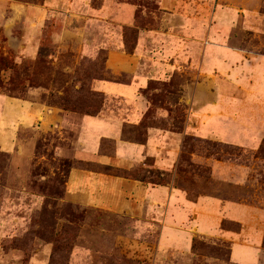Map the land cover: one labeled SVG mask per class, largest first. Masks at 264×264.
Here are the masks:
<instances>
[{"label": "rangeland", "instance_id": "1", "mask_svg": "<svg viewBox=\"0 0 264 264\" xmlns=\"http://www.w3.org/2000/svg\"><path fill=\"white\" fill-rule=\"evenodd\" d=\"M263 58L264 0H0V264H264Z\"/></svg>", "mask_w": 264, "mask_h": 264}, {"label": "crops", "instance_id": "2", "mask_svg": "<svg viewBox=\"0 0 264 264\" xmlns=\"http://www.w3.org/2000/svg\"><path fill=\"white\" fill-rule=\"evenodd\" d=\"M225 48V47H224ZM217 53V50H216ZM224 53H232V50L225 48ZM260 59H257L256 61H259ZM263 64L257 65L259 69H251L249 70L250 80H248V83L252 87L253 85V79L255 76L256 79V85L258 86V96H257V108H262V113L260 114L259 118L261 119L260 122L264 124V58L262 59ZM116 71L122 72V71H128L125 67L117 68ZM144 79H141L140 76L134 77L132 81H129L127 83L121 82V81H115V80H104V79H98L94 81V86L97 90H100L104 92L106 95H108L110 98L119 99L121 101V106L124 111H122L120 114V118L118 117H111V118H104L101 115L96 116H85L84 122L88 125H93L94 127L98 128H107L112 129V131H119V126L121 124L122 119H128L131 122L137 123L141 116L142 111L145 108V102L142 100V98L139 96L138 90L141 87ZM244 80H242L243 82ZM251 99V98H250ZM247 106L253 104V102L249 103L247 101ZM254 107V105H253ZM227 109V108H226ZM243 118V117H242ZM98 134L101 133H109V132H101L97 130ZM97 134V135H98ZM204 210V209H203ZM227 215L229 217H232V212H228ZM234 218V217H232Z\"/></svg>", "mask_w": 264, "mask_h": 264}, {"label": "trees", "instance_id": "3", "mask_svg": "<svg viewBox=\"0 0 264 264\" xmlns=\"http://www.w3.org/2000/svg\"><path fill=\"white\" fill-rule=\"evenodd\" d=\"M99 110H97L95 113H97Z\"/></svg>", "mask_w": 264, "mask_h": 264}]
</instances>
